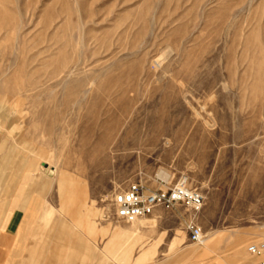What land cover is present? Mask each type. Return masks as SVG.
Listing matches in <instances>:
<instances>
[{
  "label": "rangeland",
  "instance_id": "rangeland-1",
  "mask_svg": "<svg viewBox=\"0 0 264 264\" xmlns=\"http://www.w3.org/2000/svg\"><path fill=\"white\" fill-rule=\"evenodd\" d=\"M184 178L200 212L115 216L131 183ZM33 200L12 264L264 260V0H0V234Z\"/></svg>",
  "mask_w": 264,
  "mask_h": 264
},
{
  "label": "built area",
  "instance_id": "built-area-1",
  "mask_svg": "<svg viewBox=\"0 0 264 264\" xmlns=\"http://www.w3.org/2000/svg\"><path fill=\"white\" fill-rule=\"evenodd\" d=\"M204 202V195L198 189L191 187L187 178L167 189L135 181L126 189L117 192L113 199L115 216L128 223L148 217L160 207L169 210L186 208L198 213L203 209ZM187 229L193 242H202L204 238L202 226L190 220L187 222ZM249 251L253 254H261L264 251V242L251 245ZM258 264H264V260Z\"/></svg>",
  "mask_w": 264,
  "mask_h": 264
},
{
  "label": "crops",
  "instance_id": "crops-1",
  "mask_svg": "<svg viewBox=\"0 0 264 264\" xmlns=\"http://www.w3.org/2000/svg\"><path fill=\"white\" fill-rule=\"evenodd\" d=\"M10 158L11 156L9 157L7 155V157L3 159L1 163L3 165L7 164ZM28 172H31V171L29 170ZM36 206H37V202L33 200L32 203L30 204L29 209L24 210L22 208H17L14 211H12V213L8 214L6 219L2 222V228H4L2 230H4V232L0 234V264H12L14 260V257H12V254L17 255L19 254V252H22L21 248L24 247L23 241L28 235L29 230L32 231L33 222L38 216L36 212L37 208H35ZM181 210L182 208H179L177 210H172V211L180 212ZM45 220H47L46 214L42 217L40 221L37 222V224L35 225V227L37 228L35 229L39 230ZM152 220L153 221H151V224L154 226L157 219L155 220V218H153ZM134 224L137 225L138 228L147 227V223L143 220H140V221L137 220L136 222H134ZM35 229L33 230V232L35 233L38 232V231H35ZM13 235L17 237L15 242L13 240ZM60 237L64 238V240L66 239L64 235ZM113 237L114 238L117 237V234L115 233ZM203 243L206 244L205 251H207V249H209L210 247H215V245L217 244V240L215 239V236L207 237L206 241ZM158 244L159 243L154 245L152 248L147 249L143 254H141L138 261L139 262L146 261L149 255H151V253L152 254L155 253L156 248L158 247ZM29 249H32V246L29 247ZM192 252H193L192 249L189 250V253H192ZM6 253H7V256L5 258L4 255ZM211 264H230V263L227 261L225 257H219V258H216L214 261H212Z\"/></svg>",
  "mask_w": 264,
  "mask_h": 264
},
{
  "label": "bare ground",
  "instance_id": "bare-ground-1",
  "mask_svg": "<svg viewBox=\"0 0 264 264\" xmlns=\"http://www.w3.org/2000/svg\"><path fill=\"white\" fill-rule=\"evenodd\" d=\"M155 220H156V219H155ZM155 220H154V221H155ZM152 221H153V220H152ZM135 222H136V221H135ZM133 223H134V222H133ZM202 241L204 242V241H205V238H203V240H202Z\"/></svg>",
  "mask_w": 264,
  "mask_h": 264
},
{
  "label": "water",
  "instance_id": "water-1",
  "mask_svg": "<svg viewBox=\"0 0 264 264\" xmlns=\"http://www.w3.org/2000/svg\"><path fill=\"white\" fill-rule=\"evenodd\" d=\"M45 164V163H44ZM46 165V164H45Z\"/></svg>",
  "mask_w": 264,
  "mask_h": 264
}]
</instances>
